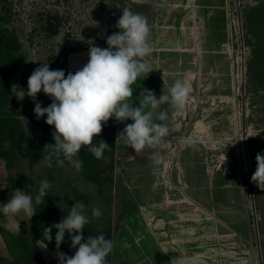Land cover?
Wrapping results in <instances>:
<instances>
[{"label":"rangeland","instance_id":"obj_1","mask_svg":"<svg viewBox=\"0 0 264 264\" xmlns=\"http://www.w3.org/2000/svg\"><path fill=\"white\" fill-rule=\"evenodd\" d=\"M175 1L184 12L190 7L179 22L167 11L158 15L155 0H8L9 26L24 48L20 73L28 78L41 63L65 72L71 52L89 51V41L107 48L128 7L150 25V90L159 98L176 80L190 88L183 108L168 102L157 109L168 119L155 122L170 129L159 144L139 153L117 148L113 173L102 176L114 179L105 193L60 158L34 175L51 182L60 214L85 200L100 209L91 226L112 225L108 264H264V191L251 182L256 155L264 153V0ZM194 5L202 7L195 23ZM49 12L64 18L55 37L44 30ZM26 92L22 78L12 77L6 110L25 124L36 118ZM36 101L52 103L42 91ZM22 148L23 156L26 141ZM24 162L17 177L28 172Z\"/></svg>","mask_w":264,"mask_h":264},{"label":"clouds","instance_id":"obj_2","mask_svg":"<svg viewBox=\"0 0 264 264\" xmlns=\"http://www.w3.org/2000/svg\"><path fill=\"white\" fill-rule=\"evenodd\" d=\"M115 27L119 31L107 36V48L95 46L89 41L88 63L74 74L68 73L65 77L64 70H50L48 63H41L28 78L26 95L35 103L34 114L37 120L46 115L45 123L54 126L52 137L55 143L45 144L43 147L49 166L53 157L62 155L63 160H58L60 165L66 160L77 171L81 170L83 161L75 157L84 146L88 147V151L96 159H103L104 151L110 150V147L103 140H99L98 145L95 144L94 138L102 133L103 126L113 117L120 123L132 121L118 133L117 139H122L135 153L146 147H154L170 131L167 123L155 122L168 119L166 110H154L168 102L177 108H183L189 98L188 82L176 80L167 93L163 88L159 98L151 90H142L140 95L143 100L138 106H133L132 85L139 77L146 78L154 70L145 59L152 51L148 40L150 25L145 16L125 7ZM41 91L52 100L47 107H42L36 101L37 94ZM146 106H150V110L145 111ZM255 159L257 166L251 182L264 191V153H257ZM50 187L51 182L44 179L40 181L35 196L24 190L14 189L9 201L0 205V209L6 217L14 218L23 212L31 220L37 207L45 203L44 198ZM101 215L99 208L92 209L94 218ZM88 223L86 206L75 202L59 223L43 229L48 242L52 240V228L57 229V250L63 243L66 232L70 236L71 247L77 249L73 256L57 252L60 264H106V257L114 247L113 242L102 234L88 236L85 240L83 229ZM4 227L13 233L20 232V223L13 219H9Z\"/></svg>","mask_w":264,"mask_h":264},{"label":"trees","instance_id":"obj_3","mask_svg":"<svg viewBox=\"0 0 264 264\" xmlns=\"http://www.w3.org/2000/svg\"><path fill=\"white\" fill-rule=\"evenodd\" d=\"M12 17V9L8 0H0V159L4 160L8 166L15 164L23 150L24 142H27L26 155L29 161V168L32 169L38 164L46 153H43L45 144H54L52 137L54 126L45 123L47 117H41L37 122H27L26 124L17 116L10 114L6 109L11 101V78L20 76L23 80V88L27 90L28 77L24 73H20L22 66V57L24 48L19 39L17 31L9 26ZM64 25V18L59 12H49L44 23V30L50 37L57 36ZM76 51L71 52V54ZM116 129L117 121L110 118L103 126L102 133L94 138V143L99 144V140L105 141L109 147L103 153V159H96L93 154L88 151V147L84 146L75 159L83 161L82 169L87 180L99 185L101 194L108 191L113 185L112 177L103 175L111 174L114 171L115 154H116ZM63 159V156L56 157ZM21 189L35 196L38 192L39 183L32 178L19 176L7 186V192L14 189ZM79 199H83L78 195ZM45 203L37 207L36 214L33 216V223L37 230V234L41 241L48 245L57 255V252L65 253L68 256L75 254L76 248L71 247V239L66 232L64 241L57 250L55 244V235L57 229L52 228V240L48 242L43 234L45 227H50L55 223H59L66 215L58 212V206L55 203V195L49 190L44 198ZM87 206V201L85 200ZM87 209L90 212L89 223L84 226L83 235L85 240L88 236L104 235L106 239L113 242V228L109 223L105 229L98 230L91 226L92 208ZM106 264L107 257H106Z\"/></svg>","mask_w":264,"mask_h":264},{"label":"crops","instance_id":"obj_4","mask_svg":"<svg viewBox=\"0 0 264 264\" xmlns=\"http://www.w3.org/2000/svg\"><path fill=\"white\" fill-rule=\"evenodd\" d=\"M136 2H142L144 0H133ZM155 9L158 11V15H160L161 11H167V15L170 14L172 19H175V21L179 22L181 21L180 16H183V14H187V11L184 12L183 9V3L177 2L175 0H164L160 2L161 0H155ZM195 0H193L194 2ZM192 2V3H193ZM187 7V6H185ZM193 6H191L192 8ZM195 11H192V14L190 17L194 19L193 15L202 8L201 6H195ZM165 13V14H166ZM185 19H189V17H186ZM174 35V33H172ZM181 37V36H180ZM176 51H182V50H176ZM89 60V51H82L73 54L69 59L68 63L66 65V71H65V77H67L68 73H75L77 70L82 69ZM148 88H147V87ZM133 88V97L131 98L132 102L134 103L133 106H138V104L143 100V96L140 95L141 91L146 89L150 90L149 88V81L147 78H144V76H141L137 79V81L132 85ZM154 86L152 87L151 91L154 92ZM155 94V92H154ZM145 111L150 110V106H146ZM157 112V109L154 110ZM11 113L10 111H8ZM46 117V115L44 116ZM23 121V117H19ZM31 120L34 122L37 120V118H31ZM132 123L131 120H127L124 123H120L117 121V129H116V152L117 148H120L121 146L125 145L126 143L122 139H117L118 133L123 130L126 124ZM164 147H167V144L163 145ZM26 152V150H25ZM25 154V155H24ZM116 155V154H115ZM23 156H25V162L24 165L27 168L28 172L25 174H22L20 176H25L28 178H32L34 181L40 184V181L37 179L34 174L40 173L39 168H41V165L46 161L45 158H43L38 164H36L32 169L29 168V161L27 158L26 153H23ZM22 154L20 156V160L12 164L10 166L7 165V163L0 159V205L6 204L9 199L12 192H7V186L10 182L15 181L18 177L16 176L15 170L22 160ZM56 158V157H53ZM39 171V172H38ZM39 175V174H38ZM37 175V176H38ZM47 178V177H46ZM51 177L50 179H52ZM9 219H13L15 222L20 223V232L13 233L9 230L5 229L4 224L9 221ZM0 264H60V261L57 258V255L55 252L46 245L43 241L40 240L37 230L35 228V225L33 223V217L28 219L23 212L16 215L14 218L6 217L0 209Z\"/></svg>","mask_w":264,"mask_h":264}]
</instances>
